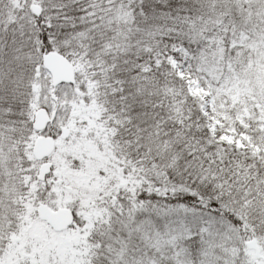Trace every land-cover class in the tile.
<instances>
[{"label": "snow or ice", "instance_id": "obj_1", "mask_svg": "<svg viewBox=\"0 0 264 264\" xmlns=\"http://www.w3.org/2000/svg\"><path fill=\"white\" fill-rule=\"evenodd\" d=\"M0 264H264V0H0Z\"/></svg>", "mask_w": 264, "mask_h": 264}]
</instances>
